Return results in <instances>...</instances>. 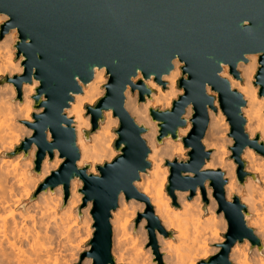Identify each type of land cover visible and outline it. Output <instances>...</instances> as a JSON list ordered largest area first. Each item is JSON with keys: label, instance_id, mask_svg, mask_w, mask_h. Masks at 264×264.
Returning a JSON list of instances; mask_svg holds the SVG:
<instances>
[{"label": "clouds", "instance_id": "9594fccd", "mask_svg": "<svg viewBox=\"0 0 264 264\" xmlns=\"http://www.w3.org/2000/svg\"><path fill=\"white\" fill-rule=\"evenodd\" d=\"M250 22L243 19L239 25L249 35ZM0 26L6 29L0 39V264H96L100 258L92 251L91 243L97 232L94 200H85L84 180L75 175L66 184L45 183L53 174L60 175L59 170L68 158L58 148L50 153L44 150L37 170L40 146L34 142V133L40 131L37 120L45 116L50 102L45 92H37L41 87V80L35 75L37 68H31L29 75L24 76L27 60L24 49L31 47V39H20L22 27L12 21L9 13L0 12ZM261 57L264 51L245 52L235 64L217 65V79L226 82L228 92L241 101L238 113L247 143L238 152L236 141L241 134L232 133L229 114L221 109V92L204 84L203 93L211 103L204 106L207 121L199 144L205 158L197 172L183 167L189 164V153L194 149L185 146V138L192 132L194 121L200 119L193 120L194 104L184 106L179 116L182 124L174 134L161 135L163 122L152 115L172 113L174 102H182L185 89L178 87V82L181 79L190 82L186 62L176 55L169 61L166 73L159 76L148 73L145 78L144 72L137 69L128 78L121 93V107L141 130L139 140L146 150L147 167L138 170L131 182L136 196L129 197L120 191L114 206L108 209L112 264H217L212 258L222 250L227 252L219 257L224 264H264V95H260L264 88L260 82L264 60ZM108 68L93 65L87 82L74 77L78 91L67 93L66 104L60 110V129L67 132L70 128L74 137L77 158L72 166L90 181L102 179L98 167L107 165L111 169L126 161L122 154L125 144L115 147L120 137L121 117L104 105L96 108L112 88ZM17 80L21 83L17 84ZM89 110L99 116L95 131ZM43 137L44 143L53 144L52 129L45 128ZM241 166L242 180L238 175ZM173 167L186 169L181 179L187 180L209 172L218 174L222 196L219 200L214 196L211 184L215 179H205L190 190L172 188L170 195L167 189ZM220 200L229 207L239 208L240 221L251 239L245 236L226 244L229 222L225 211L220 210ZM148 206L151 212H146ZM150 221L159 228L150 230ZM150 231L155 250L150 244Z\"/></svg>", "mask_w": 264, "mask_h": 264}, {"label": "water", "instance_id": "95a60500", "mask_svg": "<svg viewBox=\"0 0 264 264\" xmlns=\"http://www.w3.org/2000/svg\"><path fill=\"white\" fill-rule=\"evenodd\" d=\"M0 12L9 13L12 21L21 25L22 41L31 39V47L24 49L27 57L24 76L29 75L31 68H37L35 75L41 80L37 92H45L50 102L45 116L37 120L36 127L40 131L34 133V142L40 146L37 170L44 150L50 153L51 149L58 148L61 155L68 158L59 170L60 175L53 174L45 183L66 184L75 175H80L84 180L83 191L87 193L85 200H94V227L97 232L91 243L92 251L100 258L96 264H112L109 256L108 209L114 206L115 196L120 191L126 192L129 197L136 196L131 182L138 170L147 167L144 163L146 150L139 140L141 130L132 124L121 107L123 88L137 69H141L147 78L148 73L157 76L166 73L170 68L169 61L176 55L186 62L185 68L189 72L186 74L190 82L185 83L183 79L178 82V87L185 89V97L180 98L182 102H174L172 113L161 116L153 112L152 115L154 119L163 122L161 135L169 132L174 134L176 127L182 124L179 116L184 106L194 104L193 120L200 119L194 121L192 132L184 141L186 147H194L189 153V164L183 166L188 171L197 172L205 158L199 144L207 121L204 106L211 103L203 93L205 83L221 92V109L226 115L229 114L232 133L241 134L237 136V152L247 143L238 113L240 98L228 92L226 82L217 79L216 72L219 62L232 65L245 52L264 51V0H0ZM243 19L251 20V35L240 28ZM5 30L0 26V39ZM93 65L109 67V85L112 88L97 103L96 108L104 105L105 108H112L114 115L121 117L118 129L120 137L115 147L125 144L122 154L126 160L111 169L107 165L104 168L98 167L102 178L98 181H90L82 173L76 172L72 166L77 158L72 130L69 128L65 132L59 127L62 122L60 110L66 104L67 93L78 91L73 78L79 76L87 82ZM231 72L235 75L234 68ZM260 82L264 84V73L260 74ZM16 83L21 81L17 80ZM260 95H264V88ZM143 96L141 92V101ZM89 114L92 115L95 131L99 116L91 110ZM45 128L52 129L54 142L51 145L44 143ZM234 156H238V153L234 152ZM183 167L170 169V185L167 189L170 195L172 188L190 190L202 184L205 179H215L211 186L215 190L214 196L219 200L222 188L218 174L209 172L193 180L181 179V173L186 171ZM241 170L242 166L238 168V175ZM240 179H243L242 175ZM220 205V210L225 211L229 222L226 244L230 245L233 239L245 236L251 239V234L240 221L239 208L235 205L229 207L222 200ZM151 211L149 208L146 212ZM148 227L151 230L159 228V225L150 221ZM150 244L155 250V239L151 231ZM226 255V250H222L212 260L224 264L223 258L219 260V257Z\"/></svg>", "mask_w": 264, "mask_h": 264}, {"label": "rangeland", "instance_id": "374dc122", "mask_svg": "<svg viewBox=\"0 0 264 264\" xmlns=\"http://www.w3.org/2000/svg\"><path fill=\"white\" fill-rule=\"evenodd\" d=\"M174 204H175V199H174ZM138 220H139V217H138ZM138 222V221H137ZM157 259L159 260L160 259V257L159 256H157Z\"/></svg>", "mask_w": 264, "mask_h": 264}, {"label": "bare ground", "instance_id": "6f19581e", "mask_svg": "<svg viewBox=\"0 0 264 264\" xmlns=\"http://www.w3.org/2000/svg\"><path fill=\"white\" fill-rule=\"evenodd\" d=\"M202 192H203V190H202ZM149 208H151V206H148V207L146 208V211H147Z\"/></svg>", "mask_w": 264, "mask_h": 264}]
</instances>
